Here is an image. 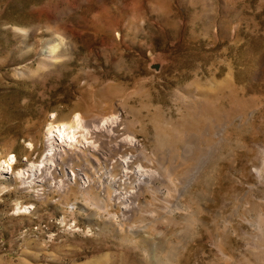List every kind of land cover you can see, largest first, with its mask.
<instances>
[{
    "label": "rangeland",
    "instance_id": "1",
    "mask_svg": "<svg viewBox=\"0 0 264 264\" xmlns=\"http://www.w3.org/2000/svg\"><path fill=\"white\" fill-rule=\"evenodd\" d=\"M0 154V264H264V0H0Z\"/></svg>",
    "mask_w": 264,
    "mask_h": 264
},
{
    "label": "bare ground",
    "instance_id": "2",
    "mask_svg": "<svg viewBox=\"0 0 264 264\" xmlns=\"http://www.w3.org/2000/svg\"><path fill=\"white\" fill-rule=\"evenodd\" d=\"M53 116H55V114ZM115 120H116V118L111 117V116H110V118L106 119L107 122H114ZM82 127H83L82 126V117L78 113V114L74 115L73 119H70L68 121L67 120H65L63 122L61 121L58 124H54V122H50L48 125V128H47V133L49 136H55V137H57V139H59L60 141L66 143V144H74L75 142L73 143V141L77 137L79 132L82 134V136H86V134H88V133H86L87 131L86 132L84 131L85 129L84 130L82 129ZM81 137H80V139H81ZM80 139L78 141H80ZM14 160H15V157L12 155L7 159L2 160L1 154H0V172L3 170L10 169L12 167V163ZM39 167H40V164H38V165L36 164L35 166H30L29 170L35 173V171H37L39 169ZM138 173H139L138 178L140 179V177L142 175H144L146 172L143 169H140ZM30 208L31 207L28 206V207H25V208L22 207L19 209H25V211H26V209H30Z\"/></svg>",
    "mask_w": 264,
    "mask_h": 264
},
{
    "label": "water",
    "instance_id": "3",
    "mask_svg": "<svg viewBox=\"0 0 264 264\" xmlns=\"http://www.w3.org/2000/svg\"><path fill=\"white\" fill-rule=\"evenodd\" d=\"M154 67H155V68H158V67H159V65H155Z\"/></svg>",
    "mask_w": 264,
    "mask_h": 264
}]
</instances>
